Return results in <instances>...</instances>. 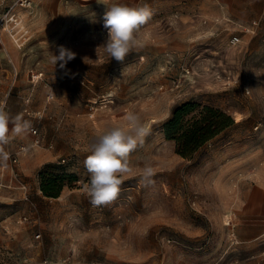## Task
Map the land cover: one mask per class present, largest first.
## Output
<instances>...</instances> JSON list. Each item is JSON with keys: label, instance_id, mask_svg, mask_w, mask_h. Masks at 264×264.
I'll return each mask as SVG.
<instances>
[{"label": "rangeland", "instance_id": "rangeland-1", "mask_svg": "<svg viewBox=\"0 0 264 264\" xmlns=\"http://www.w3.org/2000/svg\"><path fill=\"white\" fill-rule=\"evenodd\" d=\"M14 1L0 0V17ZM213 2L31 0L15 8L27 36L17 43L2 32L0 101L37 134L12 139L5 151L17 162H0V264H264V235L245 240L252 221L233 207L229 183L247 147L264 165V0H232L225 11ZM112 4L152 11L123 62L102 46ZM60 46L76 53L63 68L50 63ZM188 101L234 120L191 159L163 133L173 108ZM128 112L148 134L129 154L118 197L93 206L84 160L98 134L128 129ZM145 165L155 173L147 186ZM49 178L62 185L57 197L41 190ZM258 207L254 200L252 214Z\"/></svg>", "mask_w": 264, "mask_h": 264}, {"label": "clouds", "instance_id": "clouds-1", "mask_svg": "<svg viewBox=\"0 0 264 264\" xmlns=\"http://www.w3.org/2000/svg\"><path fill=\"white\" fill-rule=\"evenodd\" d=\"M151 16L152 11L147 5L129 7L112 4L107 7L103 17V26L107 29V38L102 44L105 53L110 58L123 62L134 48L140 47L136 33ZM75 58V52L60 46L58 55L51 53L50 63L55 66L60 62V67L63 68ZM125 119L129 122L128 129L114 126L98 134L95 142L90 145L91 154L84 160L90 179L83 187L93 206L107 205L118 197L125 175L132 171L129 154L138 145H143L144 137L148 134V128L136 114L128 112ZM30 130L32 125L29 120H25L22 114L13 116L7 109L6 102L0 101V162L6 163L9 159L5 146ZM154 175L151 165H145L140 183L144 186L154 183Z\"/></svg>", "mask_w": 264, "mask_h": 264}, {"label": "trees", "instance_id": "trees-1", "mask_svg": "<svg viewBox=\"0 0 264 264\" xmlns=\"http://www.w3.org/2000/svg\"><path fill=\"white\" fill-rule=\"evenodd\" d=\"M233 123L232 116L219 107L188 101L173 108L163 125V133L165 139L173 143L177 155L191 159L200 148L232 127ZM61 187L57 178L41 183V190L47 196L57 197Z\"/></svg>", "mask_w": 264, "mask_h": 264}, {"label": "crops", "instance_id": "crops-1", "mask_svg": "<svg viewBox=\"0 0 264 264\" xmlns=\"http://www.w3.org/2000/svg\"><path fill=\"white\" fill-rule=\"evenodd\" d=\"M231 1L214 0L213 5L225 11ZM248 149L249 147L241 149L245 151L244 154L239 152L238 163L233 167L235 173L229 183L232 185L230 198L235 201L233 207L245 209L252 221L247 222V235L244 238L246 241H254L264 235V165L255 163ZM241 158L243 160H240ZM254 200L258 201L259 207L258 211L252 214L249 207Z\"/></svg>", "mask_w": 264, "mask_h": 264}, {"label": "built area", "instance_id": "built-area-1", "mask_svg": "<svg viewBox=\"0 0 264 264\" xmlns=\"http://www.w3.org/2000/svg\"><path fill=\"white\" fill-rule=\"evenodd\" d=\"M31 6V0H15L12 7L6 11L1 17H0V39L2 32L9 33L14 40L17 43H23L27 36V31L25 26L22 23V20L20 19V13L17 12V8L19 9H28ZM16 8V9H15ZM258 25L257 20L253 21L251 25L246 28V31L249 33L254 32V28ZM42 73H33L32 79L37 80ZM246 93H249L250 91L246 90ZM31 134L36 135L37 134V128L32 126V130H30ZM38 140H35V143H37ZM21 149L23 147H20ZM9 153V161L10 163H16L17 162V156L18 153L10 152ZM36 237H39V234L36 235Z\"/></svg>", "mask_w": 264, "mask_h": 264}]
</instances>
